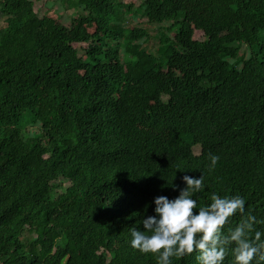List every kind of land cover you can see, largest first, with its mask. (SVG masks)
I'll return each instance as SVG.
<instances>
[{
    "label": "trees",
    "instance_id": "1",
    "mask_svg": "<svg viewBox=\"0 0 264 264\" xmlns=\"http://www.w3.org/2000/svg\"><path fill=\"white\" fill-rule=\"evenodd\" d=\"M74 1L66 26L0 0V264H155L129 229L185 174H203L198 206L238 193L264 220V0H195L211 40L183 0Z\"/></svg>",
    "mask_w": 264,
    "mask_h": 264
},
{
    "label": "clouds",
    "instance_id": "2",
    "mask_svg": "<svg viewBox=\"0 0 264 264\" xmlns=\"http://www.w3.org/2000/svg\"><path fill=\"white\" fill-rule=\"evenodd\" d=\"M218 159L210 155L208 167L214 168ZM182 181L184 187L174 197L153 198V214L141 217L142 229H129L133 249L153 254L155 264H172V258L194 251L196 264H223L228 254L231 264L264 262V231L255 227L264 224V220L245 210V200L240 194L222 196L213 192L207 203L198 206L194 194L204 187L203 174L199 177L185 174ZM237 213L239 221L225 229L229 218Z\"/></svg>",
    "mask_w": 264,
    "mask_h": 264
},
{
    "label": "rangeland",
    "instance_id": "3",
    "mask_svg": "<svg viewBox=\"0 0 264 264\" xmlns=\"http://www.w3.org/2000/svg\"><path fill=\"white\" fill-rule=\"evenodd\" d=\"M34 1V7L37 9L41 14L47 13L54 17L58 23H61L66 26H70L72 23V20L80 15V10H78L77 5L74 0H33ZM125 2H131L133 5L138 4V0H123ZM177 7L181 9H187L191 10L193 13V16H189V19H192V30L194 31V37L201 40H211L214 37H217L218 34H214L212 36L205 35L202 31L197 30L194 27L195 20L206 16L207 12L204 8V6L200 3H197L195 0H183L177 3ZM184 13V12H180ZM186 16V14H183L180 16V18ZM135 25L138 27L146 28L151 32L152 34L157 33V28L155 25L149 24L146 19L143 16H140L136 18L134 21ZM174 23V21H173ZM5 24V16L0 15V28ZM168 25V23H166ZM176 32V29L171 33V35H174ZM96 33V30L94 28H89L88 35H92ZM91 42V38H87L82 43H75V46L77 47H86L88 43ZM158 42L156 38H152L149 41L148 44L150 46L156 45ZM244 46V45H243ZM242 46L240 53L242 54L244 52V47ZM247 55L250 53V50L246 47ZM80 54H83V51L80 50ZM182 76L190 79L191 76L186 72H181ZM152 105L158 109H161L165 112H168L167 104L163 99H154L152 100ZM28 130H34L38 131V127L36 126H28Z\"/></svg>",
    "mask_w": 264,
    "mask_h": 264
}]
</instances>
